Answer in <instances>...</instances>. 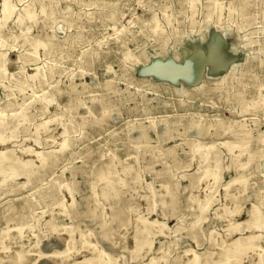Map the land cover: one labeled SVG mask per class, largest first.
<instances>
[{
  "label": "rangeland",
  "instance_id": "1",
  "mask_svg": "<svg viewBox=\"0 0 264 264\" xmlns=\"http://www.w3.org/2000/svg\"><path fill=\"white\" fill-rule=\"evenodd\" d=\"M12 1L35 17L0 29V132L14 131L8 149L34 163L0 183V264L21 254L73 264L94 251L110 264H191L194 253L227 264L228 252L260 264L264 0ZM213 36L229 55L198 82L145 71L206 53ZM256 212L263 223L251 229Z\"/></svg>",
  "mask_w": 264,
  "mask_h": 264
},
{
  "label": "bare ground",
  "instance_id": "2",
  "mask_svg": "<svg viewBox=\"0 0 264 264\" xmlns=\"http://www.w3.org/2000/svg\"><path fill=\"white\" fill-rule=\"evenodd\" d=\"M16 17L18 21L23 22L26 19H33L35 17V10L31 6H27L23 11L16 13V4L12 0H2L0 7V29L7 23L11 18ZM35 48L40 46H46L47 43L41 39H36L34 42ZM35 49V50H36ZM206 53H192L189 56H185L184 51H180V56L184 59L181 62H175L172 58H167L165 60H156L153 64L145 69V71L152 73L155 77L160 79H166L171 84L177 85L179 81H183L187 84H194L199 81L202 76L204 66L207 70L212 73L215 72L219 67L225 64V61L229 55V50L226 48L225 44L218 36H213L209 39L207 43ZM35 54V52H34ZM54 118L48 119L42 122L39 126H45L51 122ZM68 127L64 126L62 130V135L64 137L61 145L66 147L68 145L67 138ZM14 131L11 135H5L0 132V183L5 182L9 177H17L21 174H26L28 177L32 174L33 170L30 168L33 165L34 160L19 159L14 155L11 149H8V143L14 137ZM37 140V138L35 139ZM8 142V143H7ZM235 145H230L233 149ZM36 151V150H35ZM209 147H196L195 157L198 161H205L208 158ZM36 157L41 159L43 163H46L47 157L44 151H37L35 153ZM204 177L213 179L216 182L219 177V171L206 169L204 172ZM204 207V206H203ZM251 229H256L262 226L263 219L261 213L256 212L254 216L249 219ZM23 226H19L18 232L22 230ZM139 230L145 231L150 230L149 224L146 220L143 224L139 226ZM254 236L250 235L249 240L251 241ZM136 247H140L143 240L136 235ZM238 243V239L235 241ZM65 253V252H64ZM234 252H228L226 259L227 264H236L234 259ZM17 260L19 264H26V255L21 254L19 257L13 258ZM237 259V257H236ZM263 256L260 257V264L263 263ZM155 259L152 258L147 264H154ZM111 259L106 257L102 251H94L91 255L84 257L82 260H74L73 264H110ZM191 264H199V255L194 253Z\"/></svg>",
  "mask_w": 264,
  "mask_h": 264
}]
</instances>
